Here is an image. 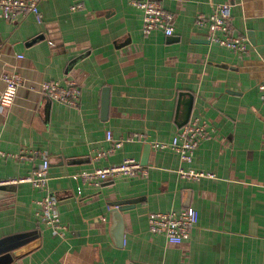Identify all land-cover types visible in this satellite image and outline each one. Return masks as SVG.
<instances>
[{"label":"crops","instance_id":"1","mask_svg":"<svg viewBox=\"0 0 264 264\" xmlns=\"http://www.w3.org/2000/svg\"><path fill=\"white\" fill-rule=\"evenodd\" d=\"M134 1L41 0V21L0 13V94L3 73L24 78L14 104L0 105V182L41 166V157L21 159L24 151L51 162L47 190L0 185V255L12 252L9 264H264V100L261 72L254 74L264 58V16L246 17L243 0H160L175 32L145 34ZM222 2L233 5L234 32L248 38L246 55L196 24ZM45 80H75L79 105L30 88ZM195 116L214 132L191 162L155 147ZM119 139L122 147L102 154ZM129 157L146 173L99 185L82 176ZM181 169L214 176L184 177ZM48 192L64 236L39 217L36 201ZM123 200L132 202L123 204L119 238L112 209ZM187 207L200 212L190 238L171 242L150 231L151 212Z\"/></svg>","mask_w":264,"mask_h":264},{"label":"built area","instance_id":"2","mask_svg":"<svg viewBox=\"0 0 264 264\" xmlns=\"http://www.w3.org/2000/svg\"><path fill=\"white\" fill-rule=\"evenodd\" d=\"M41 0H0V13L7 19L17 20L29 15H34L41 21L43 14L40 8ZM134 5L142 10V30L149 34L154 30H161L171 36L175 32V16L167 10L160 0H136ZM82 4L72 6L75 10ZM232 7L230 2H222L215 5L211 14L199 13L196 17V24L199 27H207L210 30L209 39L234 51L247 53L248 38L245 35L236 34L232 27ZM243 13L246 17L264 16V0H243L241 2ZM250 62V61H249ZM254 74L261 72V98L264 100V58L256 61ZM5 81V88L0 94V105L11 107L17 97L24 78L18 72H5L2 75ZM35 89L52 100L60 101L70 106L79 105L82 98V88L75 80H68L62 83L59 80H45L38 86L31 85ZM214 132L213 126L201 116L193 117L170 141L156 142L155 147L160 149H171L179 154L183 161L191 162L196 149L203 140L210 138ZM107 138L113 140V133L108 131ZM125 139L114 141L112 147L104 150L102 154L112 153L123 146ZM21 159L34 160L41 157V166L28 176L19 179L5 180L0 185L10 182H31L36 188L48 189L50 176V159L43 152L37 149L24 151L19 156ZM140 173H146L144 164L133 157L125 158L119 164L96 168L93 171H84L82 176L94 184H101L108 179L117 177H134ZM184 177L200 178L204 176L213 177L214 173L180 170ZM38 214L42 222L51 227L55 232L64 236L67 227L61 221L57 212L58 199L51 192L46 193L36 201ZM200 212L194 207H187L182 210H168L151 212L148 216L150 231L163 234L171 242H182L190 238L193 229L198 224Z\"/></svg>","mask_w":264,"mask_h":264},{"label":"water","instance_id":"3","mask_svg":"<svg viewBox=\"0 0 264 264\" xmlns=\"http://www.w3.org/2000/svg\"><path fill=\"white\" fill-rule=\"evenodd\" d=\"M108 104H109L108 99L105 98L104 110L106 111L108 109ZM186 121L187 120H185V122ZM131 202H132L131 200H123V201H118V202L113 203V205H115V207L112 209L114 220H115V228H116L115 231H116L117 237L119 238L121 237L123 230H124V219L122 216V211L125 210L126 207L123 206V204L131 203ZM13 259H14V256L12 252H4L3 254L0 255V264H9Z\"/></svg>","mask_w":264,"mask_h":264}]
</instances>
